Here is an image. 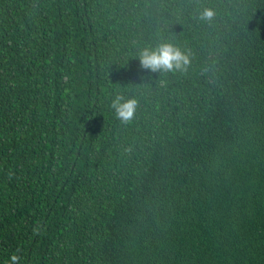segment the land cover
Returning <instances> with one entry per match:
<instances>
[{"label":"trees","instance_id":"16d2710c","mask_svg":"<svg viewBox=\"0 0 264 264\" xmlns=\"http://www.w3.org/2000/svg\"><path fill=\"white\" fill-rule=\"evenodd\" d=\"M160 43L186 71L141 68ZM118 95L138 102L127 123ZM13 254L264 264V0H0V264Z\"/></svg>","mask_w":264,"mask_h":264},{"label":"clouds","instance_id":"9594fccd","mask_svg":"<svg viewBox=\"0 0 264 264\" xmlns=\"http://www.w3.org/2000/svg\"><path fill=\"white\" fill-rule=\"evenodd\" d=\"M215 13L212 9H205L200 18L211 20ZM139 61L142 69L150 72H176L186 71L190 63L189 56L178 46L172 43H160L155 48L145 47L139 53ZM138 102L135 98L116 96L112 101V108L118 119L122 122L131 121L136 112ZM20 257L13 254L9 264H19Z\"/></svg>","mask_w":264,"mask_h":264}]
</instances>
